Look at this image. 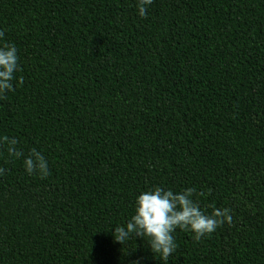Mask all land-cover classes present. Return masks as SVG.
I'll return each mask as SVG.
<instances>
[{"label":"trees","instance_id":"16d2710c","mask_svg":"<svg viewBox=\"0 0 264 264\" xmlns=\"http://www.w3.org/2000/svg\"><path fill=\"white\" fill-rule=\"evenodd\" d=\"M138 2L0 0L24 78L0 99V137L49 172L0 144V264H264V0H153L143 18ZM156 187L195 188L232 224L176 229L167 262L116 243Z\"/></svg>","mask_w":264,"mask_h":264},{"label":"clouds","instance_id":"9594fccd","mask_svg":"<svg viewBox=\"0 0 264 264\" xmlns=\"http://www.w3.org/2000/svg\"><path fill=\"white\" fill-rule=\"evenodd\" d=\"M152 2L153 0H139L137 9L140 17L146 16L147 6ZM3 36L4 32L0 31V38ZM17 53L18 49L14 44H0V99H6L7 93L14 90V81L20 85L24 82L23 76L18 80L16 78V73L21 71ZM0 144L6 145L8 157L23 158L27 174H38L41 179L49 175L45 156L35 148L25 154L18 146L17 139L8 136L0 137ZM5 172L6 169L0 168V175ZM194 194L195 188L174 193L172 190L156 187L152 191L141 192L135 200L130 219L126 224L114 228V241L126 245L134 238H141L147 241L152 254L167 262L178 247L173 236L176 229L190 231L194 234V239L199 240L225 223L232 224L229 208L215 209L211 215L205 214L193 200Z\"/></svg>","mask_w":264,"mask_h":264}]
</instances>
